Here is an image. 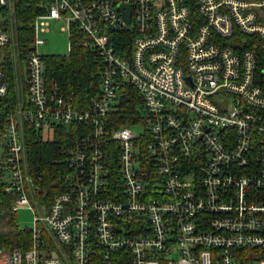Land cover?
<instances>
[{
    "label": "built area",
    "instance_id": "2783aa9c",
    "mask_svg": "<svg viewBox=\"0 0 264 264\" xmlns=\"http://www.w3.org/2000/svg\"><path fill=\"white\" fill-rule=\"evenodd\" d=\"M18 3L39 13L19 59L25 101L8 100L0 70V172L12 212L44 214L0 264H264V77L252 51L226 44L264 43V0H0L1 54ZM51 21L101 60L87 106L48 82L37 48ZM127 87L141 97V135L110 122ZM71 125L81 131L63 190L40 204L25 132Z\"/></svg>",
    "mask_w": 264,
    "mask_h": 264
},
{
    "label": "trees",
    "instance_id": "16d2710c",
    "mask_svg": "<svg viewBox=\"0 0 264 264\" xmlns=\"http://www.w3.org/2000/svg\"><path fill=\"white\" fill-rule=\"evenodd\" d=\"M39 13L34 3H18L13 10L14 34L16 44L21 50V57L32 43L31 24ZM70 51L67 56L45 57L46 75L49 83H53L65 93H73L74 101L79 107L87 106L99 91V77L102 68L101 60L93 47L84 36L74 27L71 29ZM226 44L236 50H250L255 54L257 69L264 77V43L255 37L237 35L233 41ZM239 46V49L236 48ZM8 49L0 53V70L5 73L9 87L8 100L15 103L18 82L13 62ZM23 72L24 69L20 68ZM25 73V72H24ZM26 78V74H25ZM264 82V81H263ZM20 86L26 89L25 79L21 77ZM137 103H141L140 95L131 87L124 90L117 109L111 114L110 122L114 129L130 127L139 121ZM79 126H55L52 139L42 138L34 130H26L24 136L25 158L29 176L33 184L40 190L34 199L44 205H49L55 195L64 187L67 151L78 139ZM4 182L0 172V249L26 250L30 244V232L18 226L16 213L11 206L14 194H6L3 190Z\"/></svg>",
    "mask_w": 264,
    "mask_h": 264
},
{
    "label": "rangeland",
    "instance_id": "374dc122",
    "mask_svg": "<svg viewBox=\"0 0 264 264\" xmlns=\"http://www.w3.org/2000/svg\"><path fill=\"white\" fill-rule=\"evenodd\" d=\"M65 27L64 22L62 21H51L49 24V32L48 33H40L39 38L46 43L42 46H39L37 48V51L40 55L44 57H52V56H67L69 54V33L67 31H61L62 28ZM8 29L12 35V43L9 48H7V52H9V55L11 56L14 70L17 76V82H18V88L17 93L19 98L22 101L26 100V93L25 90H23L20 86L21 83V77L25 79V73L20 69V56H21V50L16 44V37L14 34V23L12 20V23L8 25ZM0 57V62L1 58ZM224 105L228 103L227 99H224L223 101ZM137 113L139 114V121L133 125H131L129 128L131 129V132L135 135H141L144 132V126L142 124L141 118H142V105L141 103H137ZM49 139H52V133L48 136H46ZM36 213L38 216H42L44 213L43 211L39 210L38 208L34 207L33 211L28 209L27 207L20 208L16 212V220L18 222V226L22 230H30L33 227V218L34 214Z\"/></svg>",
    "mask_w": 264,
    "mask_h": 264
}]
</instances>
